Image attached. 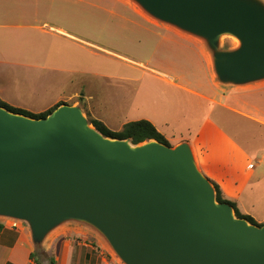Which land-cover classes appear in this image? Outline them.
<instances>
[{
  "label": "water",
  "instance_id": "obj_1",
  "mask_svg": "<svg viewBox=\"0 0 264 264\" xmlns=\"http://www.w3.org/2000/svg\"><path fill=\"white\" fill-rule=\"evenodd\" d=\"M131 1L201 41L219 84L264 81V0ZM222 36L237 47L222 50ZM0 218L26 224L39 248L84 225L122 264H264V224L216 201L187 143L107 138L69 105L40 119L0 106Z\"/></svg>",
  "mask_w": 264,
  "mask_h": 264
},
{
  "label": "rangeland",
  "instance_id": "obj_2",
  "mask_svg": "<svg viewBox=\"0 0 264 264\" xmlns=\"http://www.w3.org/2000/svg\"><path fill=\"white\" fill-rule=\"evenodd\" d=\"M19 1L20 13L11 21L13 30H0L2 60L10 62L0 73V96L10 106L34 115L57 104L69 105L80 108L89 125L93 112L109 130L118 132L124 119L138 121L154 113L161 103L158 91L174 98L142 68L181 55L174 45L159 44L160 35L194 40L209 58L201 41L151 19L131 0ZM220 45L222 50H230L237 47V41L222 36ZM168 143L175 145L174 141ZM258 201L263 202L264 196ZM253 211L261 217L264 205ZM34 255L42 258L41 249L34 248Z\"/></svg>",
  "mask_w": 264,
  "mask_h": 264
},
{
  "label": "crops",
  "instance_id": "obj_3",
  "mask_svg": "<svg viewBox=\"0 0 264 264\" xmlns=\"http://www.w3.org/2000/svg\"><path fill=\"white\" fill-rule=\"evenodd\" d=\"M19 2L0 0V30H13L11 21L20 13ZM158 39L159 44L174 45L181 55L177 60L162 58L155 67L142 68L174 98L158 91L161 103L155 99L159 104L154 105V113L143 120L166 140L174 141V146L187 143L197 168L219 187L223 198L233 202L240 214L264 224V215L257 218L253 211L264 205V201H258L259 196H264V81L221 85L199 43L168 33ZM2 58L0 45V73L10 64ZM0 100L9 105L1 96ZM91 116L102 120L93 112ZM127 122L124 119L122 124ZM102 123L105 125L103 120ZM9 221L0 220V264H48L50 260L55 264H117L101 245L100 237L76 223L63 224L51 232L40 248L42 258L31 260L35 247L28 227L18 223L14 229Z\"/></svg>",
  "mask_w": 264,
  "mask_h": 264
},
{
  "label": "trees",
  "instance_id": "obj_4",
  "mask_svg": "<svg viewBox=\"0 0 264 264\" xmlns=\"http://www.w3.org/2000/svg\"><path fill=\"white\" fill-rule=\"evenodd\" d=\"M61 104H57L54 108L49 109L41 114L34 115L31 114L25 110L15 108L13 106H10L0 100V106L5 108L7 111L14 113V114H20L26 117H31L34 119H40V118H45L48 114H50L55 108L60 106ZM90 124L99 132L101 133L104 137L111 138V139H118V140H129L131 144L133 145H138L150 140H155L161 144L169 146L168 141L164 138L163 135H161L155 127L148 121L146 120H138V121H132V122H127L122 126V129L118 132H113L109 130L101 121L99 120H91ZM215 193H216V201L219 203H227L230 204L233 209L235 216L237 218H242L245 219L248 223L254 224V225H261V224H256L255 221L249 217L240 214V212L237 210L235 204L233 202H230L226 199L223 198L222 193L219 189V187L212 183ZM2 228V225L0 224V230ZM35 249H39V247H35ZM35 257L34 253L30 254V259L33 260ZM35 264H39L38 262L35 261ZM48 264H55L53 260H50Z\"/></svg>",
  "mask_w": 264,
  "mask_h": 264
},
{
  "label": "built area",
  "instance_id": "obj_5",
  "mask_svg": "<svg viewBox=\"0 0 264 264\" xmlns=\"http://www.w3.org/2000/svg\"><path fill=\"white\" fill-rule=\"evenodd\" d=\"M9 224L11 225L12 228H17L18 226V222H15V221H9Z\"/></svg>",
  "mask_w": 264,
  "mask_h": 264
}]
</instances>
